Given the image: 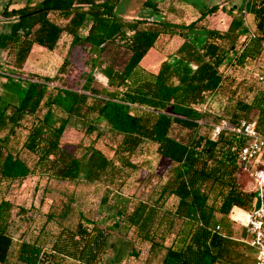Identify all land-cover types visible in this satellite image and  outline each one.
Returning a JSON list of instances; mask_svg holds the SVG:
<instances>
[{
  "label": "trees",
  "instance_id": "obj_1",
  "mask_svg": "<svg viewBox=\"0 0 264 264\" xmlns=\"http://www.w3.org/2000/svg\"><path fill=\"white\" fill-rule=\"evenodd\" d=\"M120 1L41 0L31 4L26 0L18 7L11 6L8 1L1 13L12 19L7 22L8 30L0 32V47L7 50L6 63L13 69L22 70L33 45L54 51L62 35L71 37L70 46L87 43L102 48L107 41L118 38L129 56L121 68L106 64L101 69L107 86L93 90L98 95L94 96V103L87 106L88 112L95 113L87 125V132L94 131L96 121L103 119L122 136L118 151L127 155L123 163L130 165L128 157L139 152L148 142L155 146L158 155L175 165V185L164 187L158 196L159 201L165 203L170 195L176 196V213L180 214L186 206L194 220L178 246L173 243L165 246L152 238V249L160 245L165 249L160 264L236 263L235 258L240 252L232 245L239 243L215 229L214 208L207 202L208 191L218 188V211L223 216L229 215L234 208L250 210L258 200L256 193L245 191L237 179L241 174L249 180L237 163V152L244 139L226 131L212 139L210 124L229 102L223 92L226 76L220 68L228 58V51L239 49L236 63L240 66L247 65L250 57L256 68L260 65V53L264 52V0H248L244 6L253 18L251 34L242 38L246 32L243 9L234 15L233 8H229V25L225 29L208 28L199 45L191 40L190 35L193 33V38H198L200 32L196 31L199 29L196 22L219 10L217 4L204 6L199 17L189 23L156 20L151 16L152 23L158 27L150 28L145 18L128 19L119 15L116 7ZM143 4L147 9L157 10L154 0H144ZM51 12H56L65 23L55 22L49 17ZM86 23L88 27L82 34ZM174 34L183 40L173 61L162 60L156 71L142 67V59L150 49L158 48L160 38ZM27 81L29 84L23 96L8 116L14 124L24 115L34 116L45 97L48 87L45 81L32 78ZM253 83L257 90L252 100H237L232 114L223 118L233 125L241 120L254 122L255 128L264 135V86L254 78ZM64 92L73 103L87 99L86 94L74 90ZM7 107L8 103L0 100V123ZM251 112L256 113V121L248 120ZM240 113L246 119H241ZM46 119L45 116L35 120L25 147L36 154V163L43 172L62 180L78 179L84 162L59 144L65 122L53 126ZM199 120L203 123H198ZM176 124L188 128L189 134L183 138L171 135ZM201 129L206 132L200 133ZM112 163L98 150H92L86 161V179L94 180L97 172L105 173ZM31 173L30 166L7 151L0 138V180L10 182ZM11 208L8 200H0V264L7 261L14 243L9 230ZM62 236L64 240H56L52 251L78 264H97L106 246L108 231L98 225L89 229L79 223L75 231ZM250 249L252 256L239 264H254V251ZM43 255L41 246L21 241L16 258L23 264H45Z\"/></svg>",
  "mask_w": 264,
  "mask_h": 264
},
{
  "label": "rangeland",
  "instance_id": "obj_2",
  "mask_svg": "<svg viewBox=\"0 0 264 264\" xmlns=\"http://www.w3.org/2000/svg\"><path fill=\"white\" fill-rule=\"evenodd\" d=\"M23 6L26 0H0V32L8 30V21L2 15L5 4ZM38 0H32L35 3ZM248 0H154L157 10L147 9L144 0H121L116 12L125 18H145L150 28H157L151 21L168 20L189 23L196 20L204 6L217 4L219 10L196 22V31L200 34L193 38L199 45L208 28L225 29L233 14H243L244 35L251 34L253 18L244 9ZM49 17L59 24H64L56 12ZM87 23L81 33L85 34ZM200 30V31H199ZM183 38L178 35H164L158 41V48H152L141 61V66L156 71L164 59L173 61L175 51ZM8 42V40H7ZM71 37L62 35L54 51L43 50L41 56L22 70H16L6 63V47H0V100L8 103L5 115L0 123V138L5 149L25 161L32 173L25 178L8 181L0 180V200H8L11 205L10 234L13 246L7 261L3 264H23L17 261V250L21 241L34 242L42 247L45 264H78L52 251L56 240H64L62 235L76 230L79 223L87 228L98 225L108 231L106 246L97 264H160L165 249L162 245L151 247V240L161 241L165 246L173 243L178 246L188 231L194 217L185 206L176 213L178 198L170 195L167 203L159 201V194L164 187L175 185L176 167L155 151V146L145 142L141 150L128 157L130 165L123 163L125 153L118 151L122 136L113 131L105 120L96 121V128L87 132V125L95 113L88 112L87 106L94 103L93 90L107 86V79L101 73L106 64L121 68L129 53L120 40L107 41L102 47L90 44L70 46ZM36 45L33 46L35 48ZM240 48V45L237 46ZM33 50V49H32ZM251 50V49H250ZM238 51H228V58L220 66L225 79L223 92L228 96V104L215 121L232 114L237 100L251 101L256 93L253 72L256 63L250 57L247 65L236 63ZM31 55V52L29 56ZM28 56V57H29ZM260 64L264 63V52L260 53ZM28 59V58H27ZM248 79H245V78ZM28 78L45 81L47 90L44 100L34 116L24 115L15 123L8 119L29 82ZM264 86V83H263ZM70 89L86 94L85 102L73 103L64 90ZM46 120L53 126L65 122V129L59 144L76 157L82 159L84 166L76 180H62L43 172L36 163L37 156L25 147L30 127L36 119ZM244 118L241 113L238 115ZM256 113L251 112L248 120L256 121ZM188 128L174 125L171 135L183 138ZM200 133L206 132L201 129ZM98 150L112 160V166L105 173L97 172L94 180L86 179L89 155ZM241 187L251 192L252 183L245 176L238 174ZM218 188L208 191V204L214 208L216 224L222 233L229 235L239 244L232 245L240 252L233 264H239L252 256L251 249L242 239L246 238V223L240 218V209H234L223 216L218 211ZM161 196V195H160ZM189 211H188V210Z\"/></svg>",
  "mask_w": 264,
  "mask_h": 264
},
{
  "label": "built area",
  "instance_id": "obj_3",
  "mask_svg": "<svg viewBox=\"0 0 264 264\" xmlns=\"http://www.w3.org/2000/svg\"><path fill=\"white\" fill-rule=\"evenodd\" d=\"M253 77L264 83V63L254 71ZM198 123H203L199 120ZM212 139L222 132H231L244 139V144L237 152V163L240 171L249 176L253 190L257 195V205L250 210L240 209V218L246 223L245 241L254 251V264H264V135L254 126V122L241 120L231 124L221 118L210 124ZM216 230L220 229L217 224Z\"/></svg>",
  "mask_w": 264,
  "mask_h": 264
},
{
  "label": "crops",
  "instance_id": "obj_4",
  "mask_svg": "<svg viewBox=\"0 0 264 264\" xmlns=\"http://www.w3.org/2000/svg\"><path fill=\"white\" fill-rule=\"evenodd\" d=\"M31 1L32 0H30V2ZM40 1L41 0H38L37 2L31 3V4H36V3L40 2ZM35 45H36V47L32 48L33 50H31V55L28 57V59L26 61V64H28L30 61H33V60L39 58L41 56L40 54H42L43 50H46L45 48H43V47H41V46H39L37 44H35ZM168 200H169V198L165 201V204L167 203ZM234 209H236V208H234ZM237 209H239V208H237Z\"/></svg>",
  "mask_w": 264,
  "mask_h": 264
}]
</instances>
